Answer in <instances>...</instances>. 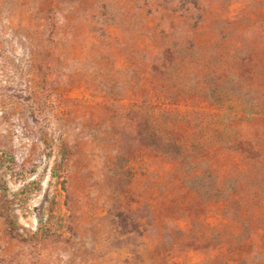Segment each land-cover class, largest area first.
Returning a JSON list of instances; mask_svg holds the SVG:
<instances>
[{
    "label": "rangeland",
    "instance_id": "374dc122",
    "mask_svg": "<svg viewBox=\"0 0 264 264\" xmlns=\"http://www.w3.org/2000/svg\"><path fill=\"white\" fill-rule=\"evenodd\" d=\"M0 264H264V0H0Z\"/></svg>",
    "mask_w": 264,
    "mask_h": 264
}]
</instances>
